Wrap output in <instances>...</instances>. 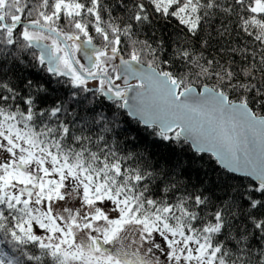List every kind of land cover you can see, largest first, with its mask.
<instances>
[{
    "label": "snow or ice",
    "instance_id": "snow-or-ice-1",
    "mask_svg": "<svg viewBox=\"0 0 264 264\" xmlns=\"http://www.w3.org/2000/svg\"><path fill=\"white\" fill-rule=\"evenodd\" d=\"M0 264H264V0H0Z\"/></svg>",
    "mask_w": 264,
    "mask_h": 264
}]
</instances>
